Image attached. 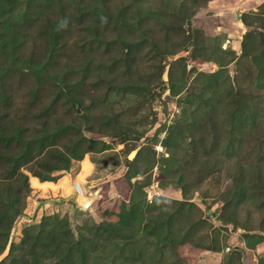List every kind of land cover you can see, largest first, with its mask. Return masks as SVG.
<instances>
[{"label":"rangeland","instance_id":"374dc122","mask_svg":"<svg viewBox=\"0 0 264 264\" xmlns=\"http://www.w3.org/2000/svg\"><path fill=\"white\" fill-rule=\"evenodd\" d=\"M0 264H264V0H0Z\"/></svg>","mask_w":264,"mask_h":264},{"label":"bare ground","instance_id":"6f19581e","mask_svg":"<svg viewBox=\"0 0 264 264\" xmlns=\"http://www.w3.org/2000/svg\"><path fill=\"white\" fill-rule=\"evenodd\" d=\"M92 169H93L92 162L89 159H85L82 164V170L73 179H71L68 176H64L56 183L54 182L52 183V182L42 181L38 177L32 176L31 183L33 187L43 191H49L50 189L51 190L63 189L65 191H70L72 188H75L79 185L81 190L80 193L78 194V198H81L83 197L85 190L83 188V184L87 180V177L91 174Z\"/></svg>","mask_w":264,"mask_h":264},{"label":"water","instance_id":"95a60500","mask_svg":"<svg viewBox=\"0 0 264 264\" xmlns=\"http://www.w3.org/2000/svg\"><path fill=\"white\" fill-rule=\"evenodd\" d=\"M77 194H78V189L74 188V190L72 191V194L68 198L60 197V198H56V199L59 201H69V202H72L74 204Z\"/></svg>","mask_w":264,"mask_h":264},{"label":"built area","instance_id":"2783aa9c","mask_svg":"<svg viewBox=\"0 0 264 264\" xmlns=\"http://www.w3.org/2000/svg\"><path fill=\"white\" fill-rule=\"evenodd\" d=\"M75 188H77L78 189V192H80L81 189H80V186L79 185L77 187H75Z\"/></svg>","mask_w":264,"mask_h":264}]
</instances>
